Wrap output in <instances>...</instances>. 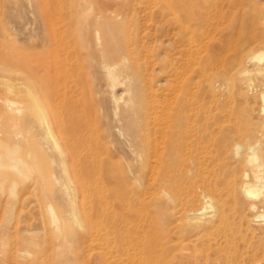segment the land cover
Segmentation results:
<instances>
[{"label": "rangeland", "instance_id": "obj_1", "mask_svg": "<svg viewBox=\"0 0 264 264\" xmlns=\"http://www.w3.org/2000/svg\"><path fill=\"white\" fill-rule=\"evenodd\" d=\"M93 1L135 3L142 10L134 18L137 43L129 63H136L139 83L135 105L145 109L138 124L142 129L150 119L159 128L179 126L170 133L159 129L144 146L126 128L128 113L112 101L88 10ZM169 2L181 6L178 17L155 12L147 21L145 6ZM31 64L35 97L23 89ZM0 79L1 95L7 79L17 87L24 81L17 95L28 97H21L26 106L15 115L0 103V264H145L140 249L156 229L165 241L163 264H228L224 239L203 230L211 217L196 222L185 213L205 204L202 181L190 177L197 170L210 175L214 145L232 143L237 128L264 127V113L255 110L264 103V0H0ZM121 86L116 94L128 87ZM151 95L160 100L155 106ZM183 113L201 115L188 130L206 129L201 170L195 159L169 155L177 130H184ZM40 116L54 122L53 138H44ZM74 120L95 123L88 132L92 143L69 144L66 127L72 133ZM14 127L30 143L13 154L3 142ZM61 140L67 152L75 149L77 166L69 153L64 162ZM79 183L86 188L81 198L72 191ZM254 242L243 229L239 251H248L247 264H264V244L250 247Z\"/></svg>", "mask_w": 264, "mask_h": 264}, {"label": "bare ground", "instance_id": "obj_2", "mask_svg": "<svg viewBox=\"0 0 264 264\" xmlns=\"http://www.w3.org/2000/svg\"><path fill=\"white\" fill-rule=\"evenodd\" d=\"M115 6H119V7L114 8ZM180 7H181L180 5L171 2L154 3L145 6L144 11H146L145 16L147 17V21H148V18L154 15L155 12L161 13L162 18H168V17L170 18V16L172 15L174 16L176 15L178 17L179 14H177V11L180 9ZM126 9H129L130 12L133 13L130 15V13H127ZM88 10H91V15L96 21L95 38H96V43L98 45L96 46L101 49L100 63L105 78L107 80V83L113 92L112 101L116 105L115 108H117V110L122 107L124 113L125 112L128 113L127 114L128 119L126 120L127 121L126 128L129 131L133 132L132 136H134L135 140L138 141L139 144L144 146L147 140H150L151 142L154 141L155 135L159 131V129L161 130V132L170 133L173 132L176 128H179V126L175 122L169 125L166 124L165 126L159 128L153 122H151L150 119L149 121H147L146 125H142V129H140L141 125L138 124L140 120V117L138 116L143 115L142 112L145 109L143 110L142 107H137L135 105L137 103V99L139 100V95L136 93V89L138 88L139 83L134 82L133 79L136 63L132 62V65H130L129 63H130V59L135 54V45L137 42L135 37L133 36V27H134V22L136 20L134 18L138 17L139 11H142L140 10V6L135 3L133 4L129 3V5L126 6V5H122L118 1L117 2L93 1L90 3ZM58 15L61 14L59 13ZM174 21H176V19H174ZM186 24H187V20L186 21L183 20V22H180V30H184L185 32L188 29V25ZM111 25H114L115 28L113 29ZM8 65L9 64H7V66ZM3 66L4 69L7 68V66L5 65ZM34 68H36V66L33 64L31 67L32 69L31 72H29L28 70L30 74L28 75L27 73L28 78L26 79H28L29 82L27 81L28 82L27 83L23 81L24 83L20 82L21 84H19L21 86L23 85L25 86L23 89L26 88L25 91H27V94L29 95V96L27 95L28 97L31 96L35 97L36 95L30 82V80H32V78H34L35 76ZM2 81L4 82L3 86L5 87L4 88L5 92L3 91L5 94L3 95L0 94V103L2 105L3 111L10 113L12 115H15L16 113H20L22 108L26 106L25 101L23 102V100H26V98L28 97L26 96L23 97L24 94L20 96L17 95V93L22 88L21 86L17 87L18 85L15 84L11 85V83H9L7 79L6 80L3 79ZM124 84H126V86L128 85L127 89H125L123 93L116 94L118 92H115V89L122 87L121 85ZM256 88L257 87L255 85L249 86V89L252 91H254ZM16 89H18V91H16ZM110 89L109 91H111ZM50 94L52 93L50 92ZM16 96L25 99L22 100V98L20 99L17 98ZM151 99L152 102H154V103L150 102L152 103L153 106L156 105V102L160 101L157 97L153 95H151ZM249 99L254 103L258 101L255 97L253 98L251 95H249ZM189 100H190L189 94L187 93L186 96H184V99L181 101L180 109L182 108V110H186L188 108ZM152 105L150 106L152 107ZM255 110L259 115L264 113L263 101L260 102V106L256 107ZM255 114L256 113L254 112L253 115L255 116ZM180 115L181 116L178 117L181 120H183L184 130L183 131L177 130L176 133L179 136V140L177 141L178 139L177 138L175 142L171 144L172 147L169 149V155L173 158L175 157L176 153H180L181 155H185V157L184 156L182 157L184 160L195 159L200 163L201 159L204 158L203 155L205 154L204 151L206 148L205 143L209 141L208 140L207 142H205L204 136L206 129L203 124L198 125L197 129L194 131L195 133H193L192 130H188V128L192 127L193 125H197L199 122H201L200 120L201 115L200 116H196L193 114L186 115L184 113ZM13 119L16 118L13 117ZM39 122L42 128H44L45 133L47 134L46 135L44 133L45 134L44 138L46 140L49 136L53 138L54 122L52 123L46 116L41 117ZM14 123L16 126L19 125L18 120H16V122L14 121ZM70 123L71 122H69V124ZM71 124L73 126L72 128H70L72 133L68 130L69 126L71 125L66 127L67 131L70 133L69 135L70 137L68 136L69 144L75 145L76 143L78 144L83 143L82 145H89L90 143H92L91 136L89 135L88 132L91 126L95 124L94 122L76 120ZM61 125L62 127L60 125L59 126L61 127V129H63L64 124ZM60 127L58 129H60ZM19 130L16 129L14 132L9 133L7 135L6 140L5 141L3 140L4 141L3 144L7 146L6 149L8 150L9 153H13V154L18 153L20 152V149L24 144L28 145V143H30L24 138L25 135L23 134L24 135L23 136L22 133L19 132ZM245 130L246 129H243L242 127L237 128L236 140H234L232 143L229 142V144H224V145L217 146V144H215L214 146H216V148L210 150L209 154H211V159L213 160V168H214L211 171L210 175H208L209 172H206L205 174H202L203 176H201V172L198 170L192 172L193 175L190 178H193L195 183H197L199 180H201L203 183V188H205V192L203 196L205 204L197 209L188 210L185 213L188 216L191 217L193 216V219L196 222L202 221V219L205 220V218L207 217L208 219L211 217V220H209L210 222L203 225V230L205 232L208 231L210 232V230H215L216 234L213 240L214 239L216 240L217 236H220V239L221 238L224 239L225 245L222 243L223 246H221L220 248H222L221 250L224 251L225 259L227 260L228 264H245L246 262H249V258L247 255L248 251L244 253L239 251L240 241L243 239V229L249 231L252 234L253 238H255L254 244H252L250 247L255 246L257 248L258 245L260 246L261 244H264V127H262L259 130H252V131L249 130L245 131ZM69 133L66 132L65 134L64 133L63 134L67 135ZM68 142L67 143L63 142V143H66L65 144L66 146ZM60 143L57 142L56 146L60 147ZM76 145L75 147L79 146ZM87 147L89 150H91L90 146ZM74 150L75 149H73V151ZM67 151L68 149L65 152L64 151L62 152L64 162H67V160L69 159L68 158L69 156L67 157L65 155V153H69ZM73 151L69 153L71 155V158L72 159L74 158L73 159L74 161L70 158L71 159L70 161H72V163L71 162L70 163L75 167L78 165V163L76 161L77 160L76 157L75 156L72 157ZM89 153L86 155L83 162L87 161L89 158L92 157L91 152ZM3 155L4 154L0 152L1 161L4 157ZM74 163H77V165ZM201 165L202 163H200L199 166L197 167L200 170H201ZM66 171L68 172L69 170L67 169ZM15 185L16 182L14 183L13 187H15ZM66 188L67 190H69L71 187L69 188L66 186L65 189L64 188L63 189L66 190ZM12 189L14 191V188ZM85 189H86L85 185H80L79 183L78 186L72 188V191H74V196L80 197V195L82 196V194L85 192ZM66 193H68V191H66ZM12 194H16V192L11 193V195ZM71 200H73V197ZM213 232L212 234H214ZM210 235L211 234H209V237ZM212 237L213 236H211L210 238ZM183 242H185V240ZM164 246H165V241L162 239L160 231L156 229V231H153L151 238L144 239V242L141 246L140 252L142 254V258L146 261V263L145 262L144 263L163 264L165 259L161 253L162 250L164 249ZM262 247L264 248V246ZM261 251H263V249ZM131 262L133 263V261Z\"/></svg>", "mask_w": 264, "mask_h": 264}]
</instances>
